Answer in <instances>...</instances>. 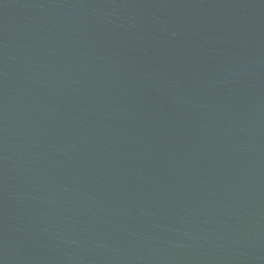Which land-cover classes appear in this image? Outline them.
I'll use <instances>...</instances> for the list:
<instances>
[{"label":"water","instance_id":"obj_1","mask_svg":"<svg viewBox=\"0 0 264 264\" xmlns=\"http://www.w3.org/2000/svg\"><path fill=\"white\" fill-rule=\"evenodd\" d=\"M0 264H264V0H0Z\"/></svg>","mask_w":264,"mask_h":264}]
</instances>
